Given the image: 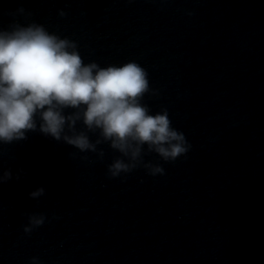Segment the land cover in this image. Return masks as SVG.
I'll return each mask as SVG.
<instances>
[{
	"label": "water",
	"instance_id": "1",
	"mask_svg": "<svg viewBox=\"0 0 264 264\" xmlns=\"http://www.w3.org/2000/svg\"><path fill=\"white\" fill-rule=\"evenodd\" d=\"M13 20L75 40L85 62L136 60L159 90L144 102L192 147L125 179L107 175V143L102 160L39 131L0 144V264H264V0H0V27ZM31 213L46 220L26 234Z\"/></svg>",
	"mask_w": 264,
	"mask_h": 264
},
{
	"label": "clouds",
	"instance_id": "2",
	"mask_svg": "<svg viewBox=\"0 0 264 264\" xmlns=\"http://www.w3.org/2000/svg\"><path fill=\"white\" fill-rule=\"evenodd\" d=\"M9 14L32 15L23 6ZM59 15L66 13L60 10ZM146 94L156 96L159 90L150 87L148 71L136 60L102 67L85 62L75 40L42 23L13 20L0 27V144L39 131L81 153H97L102 160L98 145L107 143L119 153L107 165L109 178L126 179L137 168L163 176L160 161L186 157L192 145L172 126L166 107L152 112L144 102ZM151 153L158 156L156 162L145 159ZM21 175H26L23 169L16 179ZM12 178L11 169H5L0 183ZM45 193L39 186L29 196L38 200ZM45 220L43 213L28 214L23 231L31 234ZM29 264L42 262L33 256Z\"/></svg>",
	"mask_w": 264,
	"mask_h": 264
}]
</instances>
